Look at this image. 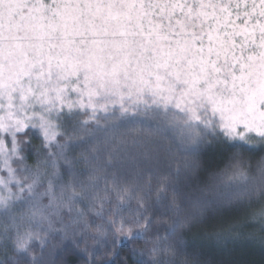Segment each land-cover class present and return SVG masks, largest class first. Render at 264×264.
I'll return each instance as SVG.
<instances>
[{"label": "snow or ice", "instance_id": "6c2138e0", "mask_svg": "<svg viewBox=\"0 0 264 264\" xmlns=\"http://www.w3.org/2000/svg\"><path fill=\"white\" fill-rule=\"evenodd\" d=\"M129 256L264 264V0H0V264Z\"/></svg>", "mask_w": 264, "mask_h": 264}, {"label": "trees", "instance_id": "16d2710c", "mask_svg": "<svg viewBox=\"0 0 264 264\" xmlns=\"http://www.w3.org/2000/svg\"><path fill=\"white\" fill-rule=\"evenodd\" d=\"M127 254H128V249H126V248L123 249L120 253L121 256H126ZM254 258L258 260L259 259V253H255ZM133 262H134V258L129 256L128 257V264H133Z\"/></svg>", "mask_w": 264, "mask_h": 264}]
</instances>
